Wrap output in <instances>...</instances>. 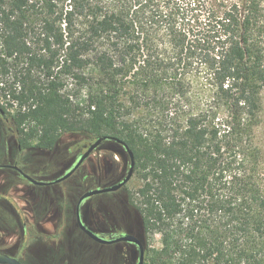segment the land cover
Wrapping results in <instances>:
<instances>
[{"label":"trees","instance_id":"16d2710c","mask_svg":"<svg viewBox=\"0 0 264 264\" xmlns=\"http://www.w3.org/2000/svg\"><path fill=\"white\" fill-rule=\"evenodd\" d=\"M263 107L264 0H0L3 119L124 140L151 264H264Z\"/></svg>","mask_w":264,"mask_h":264},{"label":"rangeland","instance_id":"374dc122","mask_svg":"<svg viewBox=\"0 0 264 264\" xmlns=\"http://www.w3.org/2000/svg\"><path fill=\"white\" fill-rule=\"evenodd\" d=\"M262 118L259 135L264 143V110ZM95 142L86 134H66L55 150L40 149L34 144L24 148L13 125L0 113V164H18L38 181L50 182L67 174ZM129 169L128 153L114 140H103L89 152L78 172L49 189V193L48 187L40 188L22 179L16 171L0 167V212L8 211L12 217L11 221L0 219V252L17 254L27 264H50L53 256L54 264H137L135 244H98L79 228L75 215L77 201L86 190L113 186L128 175ZM138 184V180L131 179L118 190L88 197L82 207L83 220L98 234L118 236L129 232L145 246L159 247L160 235L145 237L136 211L127 203V190ZM42 202L43 215L38 220L33 210L40 209ZM24 221L37 229L29 244ZM26 248L32 251L26 252ZM32 253L38 261L31 257ZM145 264H151L149 259L145 258Z\"/></svg>","mask_w":264,"mask_h":264},{"label":"water","instance_id":"95a60500","mask_svg":"<svg viewBox=\"0 0 264 264\" xmlns=\"http://www.w3.org/2000/svg\"><path fill=\"white\" fill-rule=\"evenodd\" d=\"M0 112L4 113L2 108H0ZM103 140H114V141L118 142L119 144H121L123 147H125L127 153L129 154V157H130V164H131L130 169H129L128 175L126 177H124L122 180H120L119 182H117L116 184H114L113 186L89 189V190L85 191L79 197L77 205H76L77 224L87 235H89L91 238H93L94 240L101 242V243H114V242H119V241H130V242L136 243L139 247L138 264H145V258H146L145 246H144L143 242L137 236H135L131 233H126V234H123V235H120L117 237H109L107 239V238H105V236L95 234L89 227H87L83 222L82 214H81L82 204H83L85 199H87L88 197H91L93 195L118 190L119 188L125 186L131 180L132 176L134 175L135 156H134L133 151L130 149V147L128 146V144L124 140H122L118 137H115V136H105L104 138L98 139L94 144L91 145L89 151L82 154L80 161L72 169V171L69 172L67 175H64L63 177H61L58 180L60 181V180L67 178L68 176H70L77 169V167L83 162V160L87 157L89 152H91ZM0 264H23V263L11 255L0 253Z\"/></svg>","mask_w":264,"mask_h":264},{"label":"flooded vegetation","instance_id":"af4514ba","mask_svg":"<svg viewBox=\"0 0 264 264\" xmlns=\"http://www.w3.org/2000/svg\"><path fill=\"white\" fill-rule=\"evenodd\" d=\"M1 113V112H0ZM1 115H4V113H1ZM21 146V145H20ZM81 157H82V155L77 159V161L75 162V164H74V166L67 172V174L69 173V172H71L72 171V169L77 165V163L80 161V159H81ZM82 164V163H81ZM81 164L79 165V166H81ZM79 166L77 167V169L79 168ZM0 167H2V168H10V169H12L13 171H16L19 175H20V177L22 178V179H24L25 181H28V182H31L33 185H36V186H38V187H40V188H45V187H48V189L46 190V193H49V189H51L52 187H54L55 185H57V184H60L62 181H64V180H66L67 178H69V177H71L75 172H76V170L70 175V176H68L67 178H65V179H63V180H58V179H60L61 177H63V176H61V177H59V178H57V179H55V180H53V181H50V182H45V181H38V180H36V179H34L31 175H29L28 173H26V172H24L21 168H20V166L18 165V164H0ZM67 174H65V175H67ZM14 180V182L15 183H18V181H16L15 179H13ZM87 191V190H86ZM86 200V199H85ZM85 200H84V202H85ZM78 202V201H77ZM84 202H83V204H84ZM44 204H45V202H42V204L40 205V209H38V210H33V215H34V217L36 218V219H38L39 220V217H41V215H43V213H41L42 212V207L44 206ZM83 204H82V207H83ZM77 205V204H76ZM42 206V207H41ZM81 214H82V219H83V213H82V208H81ZM50 215V213H48L47 214V217ZM75 215H76V208H75ZM45 217V216H44ZM5 219L6 220V217L2 214V212H0V219ZM8 220H12V217H11V215H10V219H8ZM76 221H77V218H76ZM83 222H84V220H83ZM59 224V223H58ZM58 224L55 226V229L57 230L58 229ZM84 224L87 226V227H89L95 234H97V235H101V236H105V238H109V237H117V236H111V235H108V236H106V235H103V234H98V233H96L89 225H87L85 222H84ZM79 226V225H78ZM80 228V227H79ZM81 229V228H80ZM23 230H24V235H26L27 237H28V239H27V243L29 244V242L31 243V238H32V236H35V231H37V229H36V227L34 226V225H32L31 223H28L27 221H24V223H23ZM82 230V229H81ZM83 231V230H82ZM84 232V231H83ZM85 233V232H84ZM129 233V232H128ZM86 234V233H85ZM124 234H126V233H124ZM132 234V233H131ZM87 235V234H86ZM120 235H123V234H120ZM120 235H118V236H120ZM134 235V234H133ZM91 240H93L94 242H96V243H98V244H104V245H113V244H117V243H119V242H130V241H119V242H114V243H101V242H98V241H96V240H94L93 238H91L89 235H87ZM136 236V235H135ZM52 237H54V236H52ZM138 237V236H137ZM46 238H50V236H48V237H46L45 236V239ZM139 238V237H138ZM140 239V238H139ZM141 240V239H140ZM43 241H45V240H43ZM142 241V240H141ZM143 242V241H142ZM130 243H133V244H135L137 247H138V245L136 244V243H134V242H130ZM143 244H144V242H143ZM144 246H145V244H144ZM146 247V246H145ZM146 250V249H145ZM30 251H32V248H30V250H28V248H26V252H29L30 253ZM0 253H2V254H8V255H11V256H13V257H15V258H17L19 261H21L23 264H27L19 255H17V254H12V253H8V252H0ZM34 256H31V257H33L34 259H36L37 261H38V259H37V256L35 255V253H32ZM138 261H139V247H138ZM41 263H43V261H41ZM55 263V256H53L52 257V260L50 261V264H54ZM100 264H102V262L100 263ZM138 264V263H137Z\"/></svg>","mask_w":264,"mask_h":264}]
</instances>
